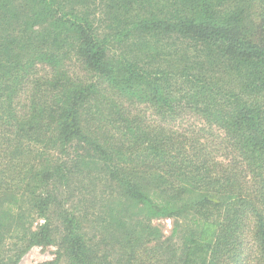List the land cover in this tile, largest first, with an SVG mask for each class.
Wrapping results in <instances>:
<instances>
[{
	"label": "trees",
	"instance_id": "obj_1",
	"mask_svg": "<svg viewBox=\"0 0 264 264\" xmlns=\"http://www.w3.org/2000/svg\"><path fill=\"white\" fill-rule=\"evenodd\" d=\"M36 246L264 264V0H0V264Z\"/></svg>",
	"mask_w": 264,
	"mask_h": 264
},
{
	"label": "rangeland",
	"instance_id": "obj_2",
	"mask_svg": "<svg viewBox=\"0 0 264 264\" xmlns=\"http://www.w3.org/2000/svg\"><path fill=\"white\" fill-rule=\"evenodd\" d=\"M185 120L188 121L190 125L198 124L200 121L194 117H185ZM183 121V120H182ZM179 121L178 124H183L187 127L188 123H183ZM202 122V121H201ZM153 226L158 227L162 230L166 238L172 236L174 230V220L164 219V220H155L152 222ZM179 244V238L173 239ZM58 247L57 246H46V247H33L21 260L19 264H43L44 262L53 261L57 257Z\"/></svg>",
	"mask_w": 264,
	"mask_h": 264
}]
</instances>
